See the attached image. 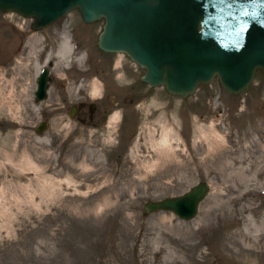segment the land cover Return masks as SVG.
I'll list each match as a JSON object with an SVG mask.
<instances>
[{
  "label": "rangeland",
  "instance_id": "1",
  "mask_svg": "<svg viewBox=\"0 0 264 264\" xmlns=\"http://www.w3.org/2000/svg\"><path fill=\"white\" fill-rule=\"evenodd\" d=\"M32 22L0 11V264H142V251L143 264H264L263 257H228L220 246L249 210L264 214L261 72L245 94H229L215 76L181 97L140 82L144 69L126 54H104L97 46L103 20L86 24L73 9L41 30L31 29ZM72 27L78 48L58 59L61 35ZM86 54L95 71L84 70ZM38 67L52 80L48 99L34 102ZM100 69L112 80L105 92L111 112L97 129L87 106L80 120L52 101H59L62 82L63 95L73 100L75 73L89 77L88 102H95L103 93ZM123 82L132 83L127 93ZM41 120L47 126L37 133ZM201 181L210 192L194 218L143 211L145 202ZM202 216L215 228L199 226ZM189 231L200 242L193 249ZM167 250L172 262L164 261Z\"/></svg>",
  "mask_w": 264,
  "mask_h": 264
},
{
  "label": "water",
  "instance_id": "2",
  "mask_svg": "<svg viewBox=\"0 0 264 264\" xmlns=\"http://www.w3.org/2000/svg\"><path fill=\"white\" fill-rule=\"evenodd\" d=\"M73 9L85 23L103 20L98 48L126 54L144 69L141 80L150 87L187 97L217 76L223 89L238 95L257 71L264 82V0H0V11L33 19L34 30ZM47 81L44 69L36 101L46 97ZM209 192L201 181L180 195L145 202L143 211L190 220Z\"/></svg>",
  "mask_w": 264,
  "mask_h": 264
},
{
  "label": "bare ground",
  "instance_id": "3",
  "mask_svg": "<svg viewBox=\"0 0 264 264\" xmlns=\"http://www.w3.org/2000/svg\"><path fill=\"white\" fill-rule=\"evenodd\" d=\"M70 51H71V45H70L69 39L66 37V35H61V41L59 42L57 49L55 50V57L61 60H65L66 57H68V55L70 54ZM117 54L121 55L122 53H117ZM39 69L40 68L38 67L36 74H38ZM36 81L37 80H35L34 86H37ZM89 94L90 96L93 97L91 92ZM118 118H119V115L117 114L113 119L117 120ZM41 126H42V131H43V129H45L47 124L41 125ZM37 133L39 132L37 131ZM212 135H219V133L217 132L214 126H212ZM167 142H168V137L166 136L162 140V143L167 144ZM236 172L238 173L241 171L238 170ZM254 211L256 210H253V211L249 210L247 215L240 218V225L237 227L236 230L230 232L225 238V240L221 236L220 238L221 248L226 249L229 253L233 254L231 256L228 255V257L234 256L238 260L246 259V258L250 259L253 257L255 259H258L260 257L264 258V214L262 216L257 217L254 213H252ZM211 221L212 220L210 217L202 216L196 223L201 227L208 228V229H211V228L214 229L215 227L211 224ZM163 226H166L164 225V222L162 223L161 227ZM189 237L191 239V249L198 247L200 242L194 241L193 232L191 233V231H189ZM156 250H160V248L157 246ZM189 251L191 252V250ZM174 255L175 254L172 250H167L164 256V261L172 262ZM141 256L144 257L142 259V264L147 263L148 262L147 254L144 251H142ZM194 264H207V261L205 259H198Z\"/></svg>",
  "mask_w": 264,
  "mask_h": 264
},
{
  "label": "flooded vegetation",
  "instance_id": "4",
  "mask_svg": "<svg viewBox=\"0 0 264 264\" xmlns=\"http://www.w3.org/2000/svg\"><path fill=\"white\" fill-rule=\"evenodd\" d=\"M33 22L30 24V28L31 29H33L32 28ZM56 22H58V20L55 21L54 23H56ZM54 23H52L50 25H53ZM86 24H89V23H86ZM50 25H48V26H50ZM48 26H46V27H48ZM39 30H41V29H39ZM76 35L77 34H76L75 30L72 27L71 28V32H70L69 36L67 37L69 39V42H70V45H71V51L77 49L78 45H79V43H78L79 41L77 40L78 38H77ZM101 51L104 54H115V53H112V52H105L103 50H101ZM108 64L109 65L111 64L110 61H109ZM83 66H84V70L95 71V69H93V57H92L91 54H86ZM75 68L78 69L76 64H75ZM44 69H47V68H43L42 67V68L39 69L38 74H36L37 78H38V76L41 74V72ZM69 70L71 72L76 71V69L73 70L72 68H70ZM47 71H48V69H47ZM70 74H71V76H73V85L76 86V89H75L76 96L73 98V100H69L66 95H63V90L61 89V85H63V82L59 83V88L60 89H58L59 93H58V96H57L59 101H54L53 100L52 101L53 104L63 102L60 105L69 107L68 112H69L70 117H73V118H77L78 117V119H80V120H84L85 119L84 118V116H85V110L84 109L87 106V108H88L87 118L90 120L89 124L91 126H93V127H96L97 129H101L102 127H105L106 126L105 125V121H106L108 115L111 112L110 105L107 103V100H106L107 96L105 94V92L108 91L109 88H111V84H112V80H111V77L109 76V73H106V71L104 69H100V71H99L100 78L103 81L102 85H101V89H102L103 93H101L98 97H96V101L95 102L94 101L88 102V98L90 97V94H89V92H87L86 89L88 87V78L89 77H87V76L86 77H84V76L83 77H78V76L74 75L75 73L74 74L70 73ZM65 78L67 80V77H64V79ZM51 80L52 79H51V77L49 75V71H48V81H47L48 86H47V89H46V97L43 100H41V101H45V100L48 99V90H49V86H50L49 83L51 82ZM139 81L142 82V83H145L147 86H149L148 83L143 82L141 80V76L139 78ZM66 83H69V81H67ZM131 84H132L131 82H123L120 85L124 88L123 90L127 93L129 91V88L132 87ZM35 88H36V86H34V90H33V101L34 102H35V95H34ZM83 93H85V95ZM146 97L148 98V97H150V95L148 94V95H146ZM37 102H40V101H37ZM110 102H111V100H110ZM113 102H114V105H118V103H119V101H113ZM72 113H73V115H72ZM40 122L41 123H39V125H37V127H36V132H37V129L39 128V126L47 124L46 120H43V121L41 120ZM117 137H118V139H117L116 144L118 145L119 143H121V141H123L124 138H123L122 133L120 135H117Z\"/></svg>",
  "mask_w": 264,
  "mask_h": 264
}]
</instances>
